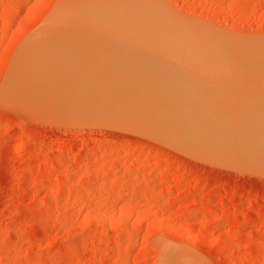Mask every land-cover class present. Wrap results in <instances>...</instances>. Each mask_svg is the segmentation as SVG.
I'll list each match as a JSON object with an SVG mask.
<instances>
[{
  "label": "rangeland",
  "instance_id": "rangeland-1",
  "mask_svg": "<svg viewBox=\"0 0 264 264\" xmlns=\"http://www.w3.org/2000/svg\"><path fill=\"white\" fill-rule=\"evenodd\" d=\"M61 1L0 0V264H264V170L211 162L136 127L50 115L3 98L17 56L43 36ZM94 1L127 11L151 8L186 29L196 27L203 38L256 51L249 66L258 71L241 65L231 81L214 80L230 88L193 89L264 94V0ZM88 29L82 42L94 46H76L71 58L106 61L94 73L103 81L126 66L127 77L148 79L152 64L102 45L93 24ZM85 47L105 54L83 55ZM192 74L213 81L208 71ZM242 77H249L243 81L249 89ZM157 85L136 90L175 86ZM221 101L210 104L242 105Z\"/></svg>",
  "mask_w": 264,
  "mask_h": 264
},
{
  "label": "bare ground",
  "instance_id": "bare-ground-1",
  "mask_svg": "<svg viewBox=\"0 0 264 264\" xmlns=\"http://www.w3.org/2000/svg\"><path fill=\"white\" fill-rule=\"evenodd\" d=\"M98 2L61 1L48 21L43 36L19 52L10 71L12 75L9 77L12 76V79L7 81L3 90V98L10 100V103L43 108L50 115L73 113L89 117V120L104 119L123 124L126 128L136 127L211 162L222 160L264 170V105H255L264 103V94L238 93V88L236 92L224 90L216 92L218 94L213 92V95L211 92L200 94L193 89L209 83L230 88L229 84L214 80L224 75V81H231L234 77H228L234 71H240L241 65L256 71V68L249 66L251 59L256 58L252 54L256 51L250 53L240 49L233 39L230 45L224 46L229 42L221 44L214 41L217 39L203 38L197 34L196 27L188 25L192 28L188 30L151 8L139 12L133 7L127 11L112 7L111 2L103 6ZM92 24L100 38L95 37L102 41V45L108 42L117 48L116 51L120 48L121 52L124 50V55L152 64L154 69L148 68V79L143 78L140 82L139 79L127 77L123 71L128 64H124L126 67L122 65L123 71L112 75L109 82V78L103 81L94 73L103 72L108 66L106 61L71 58L76 46H94L87 41L82 42L86 39L82 37L83 33L90 32L88 28ZM89 47L83 51L81 48L83 53H80L91 52ZM96 49L94 52L100 48ZM96 53L105 54L104 51ZM261 61L259 64L262 65ZM120 67L119 64L117 71L122 69ZM205 71L212 75L213 81L200 79V82L192 74ZM151 72L156 74L152 75ZM172 73L179 75L176 77ZM154 76L157 77L154 79ZM243 78L239 83L249 89L251 86L244 84L249 77ZM155 83L175 86H170L173 88L170 91L158 93L136 90L142 86L157 87ZM189 88L193 89L192 92ZM216 95L218 101L215 100ZM211 100L214 103L222 100L220 103L225 101L242 105L219 107L210 104ZM199 103L208 105L201 106ZM173 260L165 264H178Z\"/></svg>",
  "mask_w": 264,
  "mask_h": 264
}]
</instances>
